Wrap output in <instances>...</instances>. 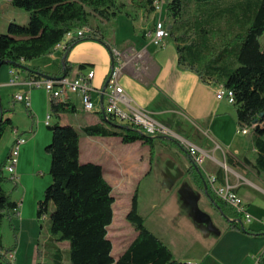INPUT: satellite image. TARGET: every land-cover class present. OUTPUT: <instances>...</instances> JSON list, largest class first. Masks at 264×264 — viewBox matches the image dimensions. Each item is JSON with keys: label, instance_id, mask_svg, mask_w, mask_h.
Instances as JSON below:
<instances>
[{"label": "trees", "instance_id": "obj_1", "mask_svg": "<svg viewBox=\"0 0 264 264\" xmlns=\"http://www.w3.org/2000/svg\"><path fill=\"white\" fill-rule=\"evenodd\" d=\"M156 0H145V8L152 13ZM168 0L166 10L173 25L169 36L175 41L181 68L197 74L207 84L221 85L234 95L237 108L238 127L254 133V147L257 158L253 164L264 178V0ZM11 5L30 14L26 23L10 22L7 33H0V68L7 65L17 71L24 67L30 76L48 78L68 77L72 66L68 55L76 44L94 40L109 45L104 37L91 27V20L100 18L110 22L122 14L117 0H10ZM196 5L198 14L194 20H184L191 5ZM223 23L221 26L220 23ZM88 27L90 33L74 36L63 49L61 73L52 75L41 68L31 66L34 59L52 55L69 32ZM231 34L230 38L228 35ZM240 42L238 50L230 45ZM80 70L86 68L81 64ZM51 116L58 119L61 113L74 112L67 100H51ZM0 137L10 119H4L7 111L0 108ZM102 113V112H101ZM102 123L83 126L55 122L48 126L52 140L45 150L51 157V183L46 188L45 198L39 200L37 218L46 216L50 204L54 209L49 218V231L57 243H69L70 264H191L175 258L171 249L152 231L146 228L145 218L139 211V189L131 200V208L126 219L137 232L124 252L116 259L113 243L109 238V227L113 223V188L104 177L99 164L80 161L81 137H117L125 144L141 140L150 148L151 159L155 142L173 141L164 136H153L127 126H119L116 117L103 113ZM29 115L31 116L30 112ZM13 129V128H12ZM179 142V141H178ZM179 146L186 148L179 142ZM229 162L231 158L228 157ZM6 163L0 164V264L8 261L16 245L6 248L3 243L5 221L17 236L18 229L12 222L11 212L18 204L5 189L4 175ZM201 190L217 206L226 218L229 229L251 234L240 217L226 204L215 201L210 187L204 188L206 180L200 167L193 163L188 170ZM218 179L223 177L218 174ZM264 233V232H263ZM258 234V233H252ZM264 253L257 264H263ZM35 264H49L37 262ZM52 264H63V250L54 253Z\"/></svg>", "mask_w": 264, "mask_h": 264}, {"label": "crops", "instance_id": "obj_2", "mask_svg": "<svg viewBox=\"0 0 264 264\" xmlns=\"http://www.w3.org/2000/svg\"><path fill=\"white\" fill-rule=\"evenodd\" d=\"M0 4V9L5 16V13L12 7L11 2L10 0H0ZM130 18L132 20L134 19L132 17ZM10 21L11 19L6 18L4 22L8 26ZM156 21V24L155 19L152 21L151 31H147L149 30L147 27L148 23L140 25L137 28L138 34L143 41L137 47L130 43L120 45L118 48L116 43L114 45L107 43L110 48L107 47L108 50H106L102 45L94 42H86L75 46L68 55V64L72 66V71L68 78H75L89 69L95 71V76L92 80L94 90L91 96L97 106L93 109V111L96 110V113L80 117L77 114L76 108V100L80 98V95L76 94L71 95L67 99L72 106H75V111L72 114H68L71 113L68 111L61 113L58 119H55L54 116L52 119H55V122H59L61 125H72L71 118L76 117L80 124L79 128L86 125L102 123L104 110L102 109V96L99 94V91L105 86L106 79L111 70V50L115 48L125 50L128 47H134L136 50L143 51V58L139 62L128 63L124 67L120 78L121 85L134 102L150 111L156 120H158L156 117L159 115L167 114L172 116L174 125L186 136V138L183 137L184 139L191 138L189 129L190 127L193 129L194 134L196 133L193 135V138L195 137L194 139L197 141L191 140L189 142L207 154L205 169L217 177L220 174L223 177V180L219 179L220 181H226L235 187L236 193L243 199L248 212L253 217L250 223H243V225L252 233H258L255 235L229 229L228 222L233 219H228L219 212L217 206L207 196L206 192L201 190L196 184L190 171H188L193 166V162L188 152L179 146L180 150L175 149L176 152L174 153L176 154L167 155L161 161H158L160 165L155 174L156 180L153 178L150 180L146 179V188L148 192H154V194L162 197L160 200L164 210L168 209L169 200H172V198L174 203L178 205V209H187L194 206L193 211H200L201 215H204L207 220V224L211 225V229L203 230L202 233L195 226H203L204 221L201 222L196 218L194 232L197 235V239L194 243L196 241L200 242L205 253L191 258L176 256L169 242L166 243L165 239L162 237L159 238L171 249L175 258L182 262L191 264H257L260 255L264 253V178L253 166L257 158V151L254 147V133L251 130L247 134L239 132L237 108L226 99L219 100L217 98L218 86L204 83L197 74L179 66V54L176 43L172 38L165 40L162 46L154 47L150 35H154V32L158 28L163 27L161 22L162 13H159ZM172 26L169 24L168 28L171 29ZM104 41L108 42L105 39ZM59 49L62 64L63 47ZM59 49L52 54V57L57 55ZM81 64L86 65V68L80 70L79 66ZM10 69L11 67L7 65L0 68V91L11 88L13 90V106L19 107L18 111L22 113L24 109L32 122L27 121L21 127H10V135L4 144L0 164L7 163L9 152L16 141L18 132L28 134L26 144L20 148L17 166V173L20 176L19 183L23 184V181L27 177H33V173H30L31 166L34 170L40 168L37 161L38 156H41L46 161L50 159L44 152V148L51 142L52 133L46 128L45 121L40 120L45 118V112L47 115L51 113V101L45 90L36 89L30 93L32 100V108L30 110L26 109L21 103L14 104L16 103L14 96L28 90L25 82L31 76L27 71L20 69L17 71L18 78L16 84L11 86ZM93 111L86 112L92 113ZM13 117L9 111L4 114V119H10L12 121ZM1 118L2 115L0 112V120ZM164 139L162 141H169ZM133 144L136 143L127 145ZM140 147L141 149H150L143 142H140ZM82 157L81 137L80 161ZM228 157L231 158V162H229ZM117 159L118 167L120 166L123 169L127 167L126 164L128 161L122 160L118 156ZM99 165L103 167L104 177L106 179V169L103 164L99 163ZM121 175L123 179L130 178L126 172L121 173ZM50 182L51 179L46 180V182L44 181V185ZM19 183H14L13 188L19 187L21 185ZM6 190L10 192L13 199L14 192H11V189L6 188ZM212 194L217 203L224 204L215 196L213 191ZM13 200L18 204L17 210L11 212L12 222L16 228L17 220L15 216L19 213L21 214V210L25 213L29 208H32V213L28 214L27 217L30 220L35 219V211L37 212L36 208L38 207L39 200H41V193L40 197H36L34 194L32 195L26 192L23 201ZM19 202L22 204H19ZM142 203L141 197H139V211L144 217ZM136 235L137 232L134 238ZM14 253L16 254V250ZM121 254L114 257L117 259Z\"/></svg>", "mask_w": 264, "mask_h": 264}, {"label": "rangeland", "instance_id": "obj_3", "mask_svg": "<svg viewBox=\"0 0 264 264\" xmlns=\"http://www.w3.org/2000/svg\"><path fill=\"white\" fill-rule=\"evenodd\" d=\"M162 1L164 2L161 21L162 24L165 22L167 27L169 24L177 25L172 18H168L167 16L166 2L168 0H161V2ZM227 1H230V3L233 2V0ZM117 4L121 6L122 14L110 22H105L100 18L92 19L91 27L96 31L101 30V35L105 40L108 41L107 43H112V45L116 43L118 48L120 45L130 43L137 47L139 43L143 42L141 36L138 34L137 28L140 25L148 23L147 27L149 30L147 31H151V23L155 19L156 24L159 12L154 10L152 13H148L145 8V0H117ZM10 8L11 9L5 13V16L0 9V33H7L8 26L4 22L6 18L11 19L10 22L19 24L26 23L29 20L30 14L28 12L18 9L14 6ZM197 14L198 12L196 10V5L192 4L184 20L187 18L190 21L194 20ZM130 17L134 19L132 20ZM220 25L222 26L223 23L221 22ZM85 28L89 29L88 27ZM97 34H99V31ZM230 35L231 34L228 35V38L231 37ZM168 38L171 37L169 36L165 40H168ZM261 41L264 45V37L261 39ZM86 42L100 44L102 47L108 50L104 43L94 40L83 41L76 44V46ZM230 46L233 51H236L240 47V42H234ZM154 47H156V45H154ZM57 52L58 53L55 57H52V55H46L32 60L30 64L31 66H37L41 68L46 73L57 75L61 73L60 49ZM12 96L13 90L11 88L0 91V108L5 111H9V113L11 112V114L14 116L12 121L6 125V128L0 137V158L3 156L4 144L10 135V127H21L27 121L32 122L31 118L27 115L24 109L22 113L18 111L19 107L13 106ZM92 100L95 103L93 98ZM14 104L17 105V102ZM76 108L77 114H79L80 117L87 114L96 113V110H94L92 113H87L84 110L81 96L76 100ZM68 114H72V112ZM44 117L45 118L40 121H45L47 117L46 112ZM156 118L161 123L168 126L171 131L179 136V138L177 136H172L173 141H162L158 139L156 141L153 159H151L150 149H141V140L136 141V144L127 145L122 143L119 138L82 136L83 157L81 158V162L103 164L106 169V180L113 187V196L115 197L114 221L109 227L108 234L113 243V256H117L118 254L124 252V250L134 239L136 232L127 221L126 216L130 209L132 197L137 188H139V197H141L143 202L142 213L146 220L145 225L147 229L152 231L158 237L165 239L166 243L169 242L170 247L178 257L184 256L186 258H191L198 256V254L201 255L205 253L200 242L196 241V243H194L197 239V235H195L194 232L196 218L201 222L204 221L203 226H195L202 233L203 230L211 229V225L207 224V220L205 219L204 215H201L200 211H193L194 206L190 207L191 209H178V205L174 203L173 198L172 200H169L168 209L164 210L160 200L162 197H160L158 194H154V192H148L146 188L147 180H150L151 178L155 179V174L160 165L158 161H161L162 158L167 155L176 154L174 153L176 152L175 149L180 150L179 142L183 143L181 139L183 137L186 138V136H184L174 125L175 123L172 122V116L165 114L159 115ZM51 122L53 125L55 123V119H52ZM116 122V125L127 126V124L123 121L117 120ZM71 123L74 127L79 129L80 124L76 117L71 118ZM46 128L48 127L46 126ZM189 130L191 133V138H187L186 140L197 141L194 139L195 137L193 138V135L196 133L194 134V131L191 127ZM19 134L25 138H27L28 135L26 133L22 134L21 132H19ZM45 148L44 152L50 159L46 161L41 156H38L37 161L40 168L34 170V168L30 165V173H33V177H27L25 181H23V184L19 183L21 184L19 187L13 188L14 183L9 180V174L4 170V175L7 178L4 187L5 189H11L10 191L14 192L13 199H16L17 201H23L26 192H29L32 195L34 194L36 197H40L41 193V200L45 198L46 188L51 183L50 182L49 184L44 185V181L46 182V180L48 181L51 179V157L46 152ZM117 156L121 157L122 160L128 161L126 168L123 169L120 168V166H117ZM123 172H126L130 178L123 179L121 175ZM19 204L22 203L19 202ZM36 209L38 210V207ZM53 209V204H50L47 212L45 213L46 216L41 219L37 218V212L35 211L36 217L34 220H30V218L27 217L28 214L32 213V208H29L25 213H23L21 210V214L19 213L15 216L18 228L16 237L14 236L13 231L10 230L8 222H5V227L3 228L4 246L9 248L16 245V254L13 252L11 259L3 262L2 264H35L37 262L52 264L54 262V253L58 248L63 250V264H70L69 243L64 242L63 244H60L51 239L52 235L49 231V218ZM22 221H24L25 224L22 223Z\"/></svg>", "mask_w": 264, "mask_h": 264}, {"label": "built area", "instance_id": "obj_4", "mask_svg": "<svg viewBox=\"0 0 264 264\" xmlns=\"http://www.w3.org/2000/svg\"><path fill=\"white\" fill-rule=\"evenodd\" d=\"M156 9L163 10L164 2L158 3L155 6ZM167 31L170 28L163 22V28L159 32V36H152L151 41L156 46H162L165 39L167 38ZM90 33L89 29H80L76 32H69L65 40L58 45L59 48H65V44L74 36H84ZM112 66L110 73L106 79L105 91H99L102 96V109L107 112L108 115L116 117L120 121L129 124L133 128L138 129L141 132L152 133L155 136H164L173 138L172 136H179L175 134L171 129L163 123L156 120L152 113L134 102V100L127 94L124 87L120 83V78L123 73L124 67L128 63L139 62L144 55L143 51L136 50L134 47H128L125 50L112 49ZM10 85L16 84L17 70L14 68L10 69ZM95 71L92 69L87 70L85 73L80 74L75 78L68 77H57V78H46L44 76L32 75L26 80L25 86L27 91L18 93L14 96V101L21 103L28 110L32 108L31 91L36 89H43L50 97V101L56 102L61 100H67L71 95H80L82 102H85L86 106L96 108L95 103L92 100L93 85L92 80L94 79ZM217 98L219 100L226 99L230 104H234L232 100V92L225 90L221 85H218ZM52 120L51 114H48L45 119V125L50 126ZM249 130L247 128L240 129L239 132L247 134ZM181 139V138H180ZM181 143L187 150L192 162L200 167L206 178L207 184L210 186L215 196L224 204L231 207L235 213L240 217L244 224L250 223L253 219L252 215L248 212L247 206L243 199L236 193L235 187L230 185L228 182L220 181L216 175L209 173L205 169V161L207 154L201 151L196 145L192 144L186 139H181ZM27 139L21 136L18 132L16 135V142L14 147L9 153L7 163L4 170L9 174V179L15 184L20 182V176L17 173V166L19 162L20 148L26 144ZM264 224V222H263ZM13 253L8 255V260L11 259Z\"/></svg>", "mask_w": 264, "mask_h": 264}, {"label": "bare ground", "instance_id": "obj_5", "mask_svg": "<svg viewBox=\"0 0 264 264\" xmlns=\"http://www.w3.org/2000/svg\"><path fill=\"white\" fill-rule=\"evenodd\" d=\"M158 3H162L161 2V0H156L155 1V6L156 5H158ZM157 11L159 12V13H162V11L163 10H160V9H157ZM163 28V27H162ZM162 28H158L155 32H154V35H152V36H159V32H161V30H162ZM169 36V31H167V37ZM232 100H234V95H233V93H232ZM83 103V106H84V110L85 111H87V112H91V111H93V107H89V106H86V104H85V102H82ZM104 113V112H103ZM145 133H148V132H145ZM248 133V132H247ZM148 134H152V133H148ZM16 142V141H15ZM14 145H15V143L13 144V146L12 147H14ZM11 150H12V148H11ZM10 150V151H11ZM10 153V152H9Z\"/></svg>", "mask_w": 264, "mask_h": 264}, {"label": "water", "instance_id": "obj_6", "mask_svg": "<svg viewBox=\"0 0 264 264\" xmlns=\"http://www.w3.org/2000/svg\"><path fill=\"white\" fill-rule=\"evenodd\" d=\"M21 69H25L24 67H21ZM46 78H48V77H46ZM102 91L104 92L105 91V86L103 87V89H102ZM204 187H205V189H207V182L206 183H204Z\"/></svg>", "mask_w": 264, "mask_h": 264}]
</instances>
